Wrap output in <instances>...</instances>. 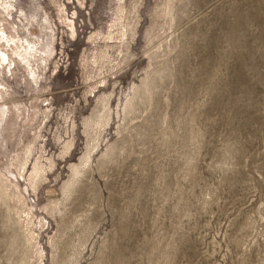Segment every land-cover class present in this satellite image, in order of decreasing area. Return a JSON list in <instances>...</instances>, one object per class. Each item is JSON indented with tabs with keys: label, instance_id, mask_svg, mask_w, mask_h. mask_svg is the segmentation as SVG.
<instances>
[{
	"label": "rangeland",
	"instance_id": "374dc122",
	"mask_svg": "<svg viewBox=\"0 0 264 264\" xmlns=\"http://www.w3.org/2000/svg\"><path fill=\"white\" fill-rule=\"evenodd\" d=\"M0 264H264V0H0Z\"/></svg>",
	"mask_w": 264,
	"mask_h": 264
}]
</instances>
